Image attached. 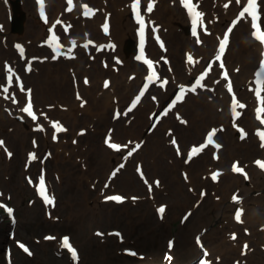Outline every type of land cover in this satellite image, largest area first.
<instances>
[{
	"label": "bare ground",
	"instance_id": "1",
	"mask_svg": "<svg viewBox=\"0 0 264 264\" xmlns=\"http://www.w3.org/2000/svg\"><path fill=\"white\" fill-rule=\"evenodd\" d=\"M24 1L29 6V9L26 8L27 14L31 12V15L34 18L39 19L41 22H43V24L41 25L40 23L31 20L26 33L21 36L19 40V35L11 31L12 28L10 25V19L13 13L11 7L12 1L0 0V38L2 37L4 41V43L0 46V77L3 76V68L11 66L15 50L17 48L21 49V45V50L23 52L24 50H26V52H24L25 55L23 59H21V62L17 66H14L13 64V69L9 70V77L11 78V80L13 79V77L16 79V82L11 81L10 83H12V87H15L16 90L26 93L25 97H22L25 98L28 104L29 102H36L38 104L36 100L39 99L38 101L40 104L47 102L45 103L44 107L46 105L47 106L46 111L44 110V112H42L37 105V107L34 109V116L36 117V119H31L29 115L21 110L22 117L18 118V122H16L13 134L8 137L10 138L9 140L14 143L13 145H16V147L19 146L23 151V148L29 144V136L22 131L23 129L28 134H31V131H33L36 127H42V129L44 130L50 129L54 134V146L58 147L59 149L58 151L54 152L53 157L56 160H59L61 158V154L67 153V149H63L64 146L59 143L58 138L62 133L65 132V130L71 128H73L74 130V132H72L73 134L77 133V131L79 130L78 124L80 121H82L80 119V115H85L86 117H88V120L84 122L86 124L83 127L84 130H86L87 128L88 131L87 134L83 137H88L89 131H91V129L93 128V125H91V123L89 122L93 121V119L95 118H98L99 120L102 119L107 123H112L115 121L116 116L119 114V112L122 111L127 112L126 115L122 116L123 122H126L129 118L131 120V118L133 119L136 115L140 120V126L138 127V129L133 127L130 130H126L124 127L118 124L116 127L117 135L113 131H107L104 144H102L100 148L98 147L97 149H94V152L90 153V155L93 154V158L96 163L100 158L99 164L103 166H109L112 169L111 177H113L115 173H118L120 171L122 165L127 161V159L133 157V155L135 154V151L133 150L136 148L138 140L144 142L145 135L146 137H148V135L144 131V128L148 122V113H146V107L144 106L141 111L138 112L135 110L138 108H136V105L133 107L124 104L125 102H123V100L125 98H130L133 94V92H131L133 85L130 86L128 83L124 84V82L121 80H119L117 83L120 86L124 87L126 92L119 96L117 95L114 85L112 84L111 86L108 85L107 87L104 85V87H102L97 92L87 90L78 82L76 76L73 75L74 71L80 73V62L82 63L81 56L77 58L74 61L76 63L74 65H70V67L60 66L54 68L51 60H54V58L58 57V55H51L48 57L45 56V51L47 52L45 46L48 45L52 48L57 47L58 53L61 52V50H68L70 56L78 57L75 56V54L80 43H84L86 50L90 51V45H94L93 34L103 37L100 39L101 44L103 43V40H106L107 34L108 41H110L114 37L118 39L120 43L119 48L121 61H129L132 58L136 57L138 63L143 62L138 58L137 53L141 23L136 20L134 3H132L131 6L126 7L122 3H119L117 5V3H111L108 0H106L108 4H105L104 0H99V2L98 0H93L99 7H103V9H101L100 13L97 14L92 21H89L90 15L87 10H90V6H86V8L84 6V4L89 0H81L82 13L79 15V17H77L76 9L71 5L70 10H66L65 0H49L50 3L49 5L48 3H46L47 8L45 9L47 18L44 15H41L38 4L33 0H28V3L27 0ZM155 1L156 0H146V13L144 15L143 23H145V21L149 22V24L153 27L155 40L160 44H164V42L160 37L161 29L158 26V23L164 25V29L168 31L170 37H183V39L185 40V47L188 52L187 57H192V60L190 61L192 70H190L189 72V77L178 79V74H176V72L174 74L173 71H168L166 79H163L160 76L158 84L164 86V91H167V87H169L170 89L171 86L174 88L182 86L185 97L183 100L179 99V102L175 101L172 104H169V102L166 100L165 94L160 92L157 95V98L159 100V111L157 112L158 117L163 118L171 112L179 118H183V116H190L192 118L189 121V125L193 128L200 127V123L203 124L204 119L212 118L211 123L213 124V127L225 132L226 145L228 148L234 149L235 151H239L242 149L248 150L250 147L252 148L253 145L258 144V146L256 147V151L261 152L260 159H263L264 146H262V144H264V140H262V136H264V113H260L259 108L262 106L264 107V92H259L256 89V71L259 69V66L264 64V43H261L259 40L253 37L254 29L252 27L253 21L251 15L246 13L242 18H240L239 16V13L242 11L243 7L247 6V0H240L239 3H237V0H231L230 9L228 8V6L226 7L225 1L221 6L220 11L218 12L210 11L208 5L203 8L201 0H194V4L192 5L195 11L202 13V16L199 17L200 24L198 30L199 39L201 40H198V43L200 45L199 50L202 55L201 59H206L208 48H211L212 46L215 48L216 43H218L216 47L217 51L222 41L224 40L225 35L228 36L229 44L225 54V65L223 67L217 64V60L211 65H207L206 63L201 62L199 54H190V52L195 48V45L189 38L193 37V25L191 22V18L194 16L189 12V9L185 7L182 0H169L170 3L168 7H166V3L162 4V7H166V19H161L162 16H158L157 5L159 0H157V4L155 3ZM259 2L261 7V17L259 21H256V23L261 28V30H264V0H259ZM149 5H151V10H149ZM225 8L227 16L236 10L237 20L240 18L238 22H243V24H245L247 27L239 28L238 25H233L229 20H227L226 23L221 27L216 26L214 24L213 18L220 16L221 12L225 10ZM70 11L73 12V14H70L72 16H69L70 20L74 19L75 21H80L81 26H74V28L72 29L68 25V23L64 21L65 17H68ZM155 19L159 20V22L156 23ZM117 23H120L121 30H116L115 26ZM109 24H112L111 30L105 31L104 26ZM209 26L212 28V30L208 29ZM230 29L231 31H229ZM249 33L251 35V40L249 39V36H246ZM5 36H8V39L11 41L15 39L19 40L16 42L20 44H17V48L16 46L13 47L7 40H5ZM214 42L215 44H213ZM44 43H46V45H44ZM252 44L255 45L254 48L252 47ZM59 46H61V48ZM165 48L166 47L163 45V49ZM100 50H102L101 46ZM232 54H235L236 59L230 57ZM25 67L27 69H33H31L32 72L30 73V77L25 78L26 81L23 84L21 83V81H19L20 79L17 73L21 69L24 70ZM138 68L139 70H133L131 73L135 88L139 86L142 80L140 70L144 71V75L152 74L149 68L145 65L143 67L138 65ZM159 68L160 65L157 64V69ZM246 68L248 69L247 73H249L245 77V79L248 80L247 82H249V87L247 88L246 80L241 79L238 76V72L243 69L244 73ZM202 76L203 79H201L200 85L197 86L196 81ZM72 79L74 80V83L71 82ZM10 83L8 79L7 84H1L0 88L8 89ZM229 86H232V88L230 87L231 90H229ZM200 87L206 92L207 97H211L214 99V102H212L217 107H219L220 113L218 115L211 117L208 111L209 103L203 102V99H200L201 93L203 91L199 90ZM71 90L72 99L70 98V95L67 94ZM257 92H259V95H257ZM98 93H101V101L96 102L95 104H89L87 100L91 99L95 101L96 99H99V97L97 96ZM234 99L236 102L237 114L233 113ZM141 102L142 101H140L139 104ZM178 103L180 106H182L181 109L179 108ZM143 104L144 103H141L140 106L142 107ZM27 105L24 104L22 106V109H24V107ZM239 105H244V107L241 108L239 107ZM168 108H170L171 112H164ZM173 109H175V111ZM156 119L157 118L153 120ZM166 120L170 125V118L168 117ZM67 123H72L73 125H67ZM211 123L206 124V126L209 127V124ZM3 124V119H0V130H3ZM11 125L13 128V123H11ZM153 129L156 131L155 128ZM213 130L214 129H211V131ZM247 132H251L257 135L253 138V143L250 142L251 139H248V141H242L241 139H239V144L235 146L236 138L234 136H242L243 133ZM167 134L168 128L165 129L164 136H167ZM116 139L118 141L119 139H121V142L119 143ZM110 144H120L119 150H114L109 146ZM74 145L75 150H73L74 155L72 156L79 159L83 156V154L80 152L81 144L80 142L76 141L74 142ZM207 145L209 144H206L205 142L202 147H197L195 141H192L190 147L187 146L186 149L180 146L181 151H187L188 159L185 161L180 160L176 163L174 160L173 165L167 168V170L170 171L169 173L174 175V178L178 177L179 173H177V171L180 170V177L182 174L185 182H177L187 184L189 187L194 189L195 193L199 192L200 189L205 188L208 185V183H205L204 185H200L198 183V171L204 169L207 172L210 171V168L205 166L206 163L201 164L200 161H198V154L200 149L207 147ZM154 146H159V142H157L156 139L154 142ZM19 147H17V149ZM216 148L218 149L219 147L216 145ZM11 153L12 151H10V149L8 148H0L1 170L2 168L3 170H5L9 167L7 155H11ZM214 153L219 154V151H215ZM21 155V159L18 156L16 159L15 155L14 158L17 160V162L24 163V154L22 152ZM232 158H235L234 153L232 155ZM82 161L84 160H80L79 162ZM260 163H262V161H258V166ZM234 167L240 168V165L237 163L234 164L233 168ZM172 168L175 171H171ZM240 169L242 171H236V173H240V175L232 176L230 173V168H226L219 176L215 178L214 185H217L219 187L220 185L226 186V188L221 190V200L225 198L228 200H236L238 198V194L235 193V191L243 186V180H245L255 188L262 189L263 193L260 194L259 199L261 202L258 201L257 207L264 209V176L262 175L264 173L260 170V167L258 173H249L247 172L246 168ZM257 174H259L260 179L256 176ZM209 184L211 183L209 182ZM18 185L21 187H25L23 178L19 180ZM211 185L213 186V184ZM77 186H80V184H78ZM199 186H201L202 188H197ZM177 191L179 193H182V187L179 186ZM50 197L51 195L49 196V198ZM154 200L156 201L157 199L154 198ZM197 200L202 202L205 201L204 198L200 196H198ZM228 212L229 209H226V213ZM263 216L264 211L257 214V219L255 214H251V218H249V221L251 224H256L253 220L256 219L257 221H260L261 219H264L262 218ZM82 217H84V214H82ZM243 220L246 221L247 217H244ZM197 225L198 221L195 223V226H193L192 229L194 230ZM183 241L185 242L183 248L186 251H189L187 247H190L186 245L188 241H186V239L183 240V238H179V243L182 246ZM194 251L196 252V250ZM232 252L237 253L236 249H232L231 253ZM173 260V258L169 257L167 260V264H171L172 262H174ZM208 263L209 259L206 260L205 264ZM228 264H230V260Z\"/></svg>",
	"mask_w": 264,
	"mask_h": 264
},
{
	"label": "rangeland",
	"instance_id": "2",
	"mask_svg": "<svg viewBox=\"0 0 264 264\" xmlns=\"http://www.w3.org/2000/svg\"><path fill=\"white\" fill-rule=\"evenodd\" d=\"M109 1L118 2L119 0H109ZM127 1H129V3L131 4L133 0H123V3L126 4ZM160 12L162 13L163 9H160ZM28 24H30V22H28L27 25ZM117 29L121 30L120 23L116 24V30ZM167 34H168L167 32H163V35L165 36V39L167 40L168 44L169 43L171 44V41H169V36ZM12 46L15 47L14 44H12ZM150 50H156L154 39H152ZM101 57L102 56L98 57L95 63H91L85 58L81 68L84 70L89 68L88 70H91L92 74L95 76L98 73V70L100 67L99 60ZM108 58L110 62H113L111 76L112 77L114 76L115 78H117V80H121L124 83L129 82L130 77H131V69H129L125 65L118 64V61L116 60L115 55L113 53H109ZM21 59H22V54L20 53L19 49H16L13 55L14 66H17L18 62L21 61ZM71 64L66 62L65 60L64 61L62 60L61 63L54 64L53 67L54 68L59 67V66L65 67ZM179 67L184 68L183 61L179 63ZM91 68H97V70H93ZM18 73L22 75L23 78H25L28 74V73L25 74V70L23 69L19 70ZM78 77L81 78L82 76L78 75ZM90 78H93V76H91ZM2 81H3V77L1 78L0 82ZM145 88L146 86L144 84L142 86V89H145ZM10 92L11 91H8L9 94ZM202 99L205 100L204 98ZM206 101L208 103H213L209 99H206ZM2 102H3V99H2ZM11 108L14 109L15 107L12 106ZM214 111L216 113L218 112L216 107ZM14 115H17V112H14ZM1 116L8 117V111L2 103H0V118ZM80 119H82V122H83L86 119V117L85 116L82 117V115H80ZM94 125L95 126L90 131L93 136L91 138L83 137L80 140L81 143L83 144V145L81 144V149L82 148L85 149L86 152H89L88 150L93 148L95 145L100 146V144L102 143L103 134L105 133L104 130H106L103 124L94 123ZM113 125L116 126L115 123ZM2 126H3V130H0V133H1L0 136L2 137L9 136L12 132V125L8 122L6 124H3ZM83 126L85 125L82 124V127ZM178 129H180L179 132L181 133L186 132V129L181 128L180 126H178ZM145 131H147V129H145ZM205 131L206 129L202 130V135L197 139V142L203 139V135ZM95 134L98 135V138H96L97 136H95ZM220 136H221L222 142H224V137L222 135ZM32 137H36L35 139H37L36 140L37 145L39 146V149H40L39 152L43 154L44 161L40 162L39 164H35L34 162L29 163L30 161L29 157L28 155H26L25 156L27 158V162H25L27 163L26 166H28L30 170H34L35 167H37L38 170L40 169L39 173L38 171L37 173H35L36 179L39 177V174H44L46 176L48 184L49 186H51V190L56 191L57 195L59 196V199L61 196V199H60L61 206L63 208H68L67 217H70V219L68 220L69 222L72 219V216L70 215L69 212L73 214L77 212V211L72 212V210L70 209V206L73 204L75 208L78 209L79 206L82 205L84 199L86 198L85 206L88 207L91 204L92 195H93V193H91L88 188L96 186L97 190L101 189L105 183V175L107 172L108 173L110 172V168L109 167L105 168L103 165L99 164L100 158L98 159V162L96 163L95 160L90 155H88V157L86 158L88 162L87 166L84 164H81V167H80L79 166L80 164H78L76 158H71L70 162H64L63 160L64 158H61L59 161H56L52 157L48 156L46 153L48 148L53 153L54 151L58 150V148H54L53 146H51L52 143L49 142L53 137V133L49 132L47 134H42L41 131H38L33 135L31 134V137L29 138V140ZM154 138L157 141L162 143L161 150L158 151V153L161 156L158 158L159 164L163 168L169 165V161L172 158V153H171L172 151H168L169 149H171V147L167 143H169L170 140L169 138H168L169 141H164V139L161 140L163 136L161 135V133H159V135H157L156 137H153V136L150 137L147 140V142L143 145L141 149L142 154H143L142 158L140 159L138 156H134L131 160H129L130 163L127 166V170L123 172L124 174L130 171L131 173L134 174V185H131L130 190H126L121 185V183L118 181L116 186L118 187L119 190H116V191L121 192L127 196V195H130L132 191L137 187L139 189V194L142 196L145 195L144 186L142 184V181L140 180L141 177L139 174H136V170L139 169V167L137 166V161L139 160L141 161L142 170H144V173L146 175L150 176L153 173L154 167L151 165L152 161L149 162V155H148L149 151L147 150H149L151 146L154 144L155 142ZM179 138L181 139L182 136L180 135ZM73 140H74V134L70 131V133H67L62 138H60L59 141L62 142V145L67 148L68 153H72L71 150L74 149V145L72 144ZM8 141L9 139H6L8 146H10ZM32 145L33 143L31 144V146ZM29 147H30V143H29ZM11 149H12V155L14 152L16 159H17V156L21 159L22 157L21 152L23 153V151L20 149V147L17 149L15 145H12ZM204 152H206L203 155L204 157L209 156L211 153V151H208V149L204 150ZM83 153L85 152L83 151ZM16 159L13 158L11 161H8L9 170H7V172H9V174H11L13 178L10 181H6V191L7 193H10L8 195H13L15 193L17 195V197L14 195L15 200L13 201V204L16 206L17 214L19 215V218H20L19 227H17V229L15 228V231L17 233L16 237L30 242V244L33 247V255L27 257L13 246V250L15 253L14 264H71L68 256H66L65 253H63V255L58 253L59 251L57 249L56 242L54 241L44 242V239H43V236L45 234H59L60 235L61 233L60 231L62 232H68V231L62 230V226L60 223H57V222L54 223L52 219L46 218L45 212H44V209L41 203L37 201L38 197L34 189H30L28 186H26V188L21 187L18 190H15V192H14V189H12L15 184L14 180L18 178V176H20L19 175L20 169H22L24 165V163L21 164V162H17ZM23 160H24V157H23ZM82 168H88V169L87 171H83ZM3 174H4L3 172L0 174V176H2V179H3ZM73 183L82 184L81 185L83 188L82 194L84 195V197L77 194L75 189L74 191L69 190L73 187L72 186ZM170 184L171 183L169 180L166 181L165 183L166 187L168 188L167 191L169 192V195H170V189H171ZM2 185H5V180L2 181ZM113 187L115 188V186ZM160 192H163V190H161ZM88 194L90 196H87ZM169 195H163V196L166 198L167 204H172L174 199L173 197ZM33 202H35L36 204L31 206L30 204H32ZM132 206L133 205L130 202H128L125 205V207L128 209H132ZM140 212L142 213L143 211L140 209ZM175 212H178L179 214ZM182 212L183 211L180 212V211L175 210L174 208V212L171 214L168 213L169 215L166 216V220L164 223L159 222V220L157 219L159 217H156L155 216L156 214H153V212H152L151 217L148 220L141 219L140 221H138V218L130 219L129 217H127L123 225H120V226L116 225L115 230L117 232L119 243L116 241L115 238L106 237V240L102 242L100 239L93 236L92 231L95 226H93L92 223L89 221L91 219V215H92V218L94 219V216H98L99 212L96 214H93V213L88 214L86 217V222H88L87 231H85L84 233H80V234L74 233L72 231L74 240H76V242L80 245L81 250H82V261L80 264H138L144 259H147V258L149 259L150 257L153 259L159 258L161 260V258H164V256L166 255L165 251L167 249L168 241L175 242V247L173 248V256L177 260L176 264H193V262L197 259L195 253L191 254L189 252H186V253L182 252L183 247L177 245V240L179 238H183V240H185L186 238V241H188L187 245L191 248L192 251H194L196 249L195 244H194V237L200 231L201 227H203V224L205 228L209 230L208 233H210L212 229L220 232L219 235L214 234L213 238L210 237L208 241L206 240L207 245L210 246L212 250L214 249L215 251L212 258L214 259L216 264H219V260L222 261L221 264L223 263L228 264L227 259H226L227 258L226 251H224V254H225L224 258H222L221 251H220V245L225 243L227 240L230 241L229 236H228L230 232L228 231L226 233V218L222 216V208L219 207V209L216 210V212H213L211 215L207 216L202 226L198 228L197 230L195 229L193 232H190L189 229L192 228L191 226L194 223L195 217H193L191 221H187L184 226L181 225L182 222L180 221L178 225H177L178 221L173 222L176 219H178V217L180 216ZM55 214L59 218L60 213L55 212ZM61 218L63 219V215ZM2 222L4 221L0 217V238H3L2 240L5 242L6 237H8L7 235L8 227L6 224L2 225ZM167 222H169L170 224L173 223L177 225V227L175 228L176 232L172 230L174 228L166 229L165 226ZM258 225L259 224H257L254 227H258ZM97 229L101 230V232L105 235L114 230V229H111V227L109 228L105 226L103 228H97ZM241 230L242 228H240L238 232L241 235H243L242 232H240ZM171 231L174 233L171 237H174V238L168 239V237H170L169 234ZM257 233L258 234L256 237L255 236L248 237L249 242L251 244L255 242V244L258 245L256 242H258V237L264 234V225L258 228ZM202 237L205 238V235H202ZM39 239L42 240V242L37 243ZM243 241H241V244H243ZM7 243H11L13 245L14 241L8 240ZM102 247H106V248L102 249ZM127 249H133L137 252V254L129 257V254H125ZM0 264H4L1 245H0Z\"/></svg>",
	"mask_w": 264,
	"mask_h": 264
},
{
	"label": "snow or ice",
	"instance_id": "3",
	"mask_svg": "<svg viewBox=\"0 0 264 264\" xmlns=\"http://www.w3.org/2000/svg\"><path fill=\"white\" fill-rule=\"evenodd\" d=\"M182 2L184 3L185 7H187L189 9V12L191 14H193V16H194V19H193V35H196V27H195V25H196L197 19L202 16V13H199V12L195 11L194 7H192L191 0H182ZM239 2H240V0H237V3H239ZM38 3L40 4L41 15L43 16V14H44V0H38ZM68 3H69V5H71L72 4V0H68ZM136 4L137 5L139 4V0H136ZM226 7H227V5H226ZM85 8H86V6H85ZM149 10H151V5H149ZM87 11L90 12L91 10H87ZM246 13L251 15V17H252V21H253L252 27L254 29L253 37L255 39L259 40L261 43H264V30H261V28L256 23V20H257L256 0H247V6L243 7L242 11L239 13V16L240 17H244ZM137 15H138V19H139V21L141 23V28L143 29V20H142V18L139 17V13H137ZM104 27H105V31H106L107 30V25H105ZM229 31H231V29ZM227 40H228V36L225 35L224 40H223V42L220 45V51L221 52H223L224 47L227 44ZM188 59H189V61H191L192 57L189 56ZM145 62L149 64V68L152 67L151 62H148V61H145ZM153 76H155V72H153L152 75L149 76V79H152ZM8 79H9V83H10L11 82V78L9 77ZM201 79H203V76L196 81L197 86L200 85ZM105 86L107 87V84ZM229 90H231L230 86H229ZM4 91H7V88H4ZM181 91H183V89ZM141 95H143V93H141ZM257 95H259V92H257ZM136 99L139 100V97H137ZM178 99H179V97H178ZM134 106H135V104H133V107ZM239 107L242 108V107H244V105H239ZM22 110L25 111L29 116H32L33 119H35V116H34L33 111H32V105H31L30 102H29L28 106L25 107ZM233 113L237 114L236 113V102H235V99L233 101ZM212 136H213V134L210 133L209 136L207 137L208 143H212L213 142ZM262 140H264V136H262ZM2 143L3 142L0 141V144H2ZM109 146L113 147V148L117 147V145H114V144H110ZM262 146H264V144H262ZM194 151H195V149H194ZM261 166L264 167V164H262ZM234 171H238L239 172V171H242V170L239 167H234ZM213 178L215 179V176ZM41 187L43 188V182H41ZM42 194H43V192H42ZM45 199H46L47 202L51 203V201L48 200L47 196H45ZM108 199L116 200V201L119 202V201H121L122 198L119 197V196H114V197H108ZM8 211L11 212L10 209ZM160 211L163 212V208H161ZM236 218L239 221L240 212H237ZM97 235H101V234L97 233ZM233 238H235V237H233ZM63 246L68 248V250L71 252L73 258L75 259L76 258V251L69 244V241H68L67 237H65L64 240H63ZM170 247H171V244H170ZM24 250L26 252L28 251L27 248H25ZM133 255H134V253H133Z\"/></svg>",
	"mask_w": 264,
	"mask_h": 264
}]
</instances>
